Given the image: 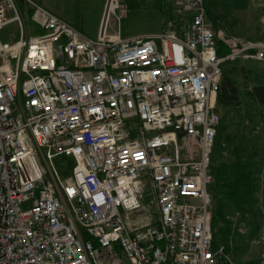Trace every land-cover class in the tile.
Returning <instances> with one entry per match:
<instances>
[{
  "label": "built area",
  "instance_id": "1",
  "mask_svg": "<svg viewBox=\"0 0 264 264\" xmlns=\"http://www.w3.org/2000/svg\"><path fill=\"white\" fill-rule=\"evenodd\" d=\"M172 1L163 32L122 39L108 32L122 0H107L91 40L23 0L30 36L0 0V264H235L213 239L217 96L226 63L264 67V42L219 56L206 0Z\"/></svg>",
  "mask_w": 264,
  "mask_h": 264
},
{
  "label": "rangeland",
  "instance_id": "2",
  "mask_svg": "<svg viewBox=\"0 0 264 264\" xmlns=\"http://www.w3.org/2000/svg\"><path fill=\"white\" fill-rule=\"evenodd\" d=\"M17 4L29 35L36 36L38 30L31 22L29 6L20 0ZM62 4L64 1H58L56 5ZM206 4L207 23L216 29L224 44L236 43L235 39L264 42V0H206ZM121 6L125 16L120 22H113L108 32L120 33L123 39L161 33L169 21L175 20L172 0H122ZM60 9L65 16L70 14L67 8L60 6ZM65 16L61 18L67 21ZM74 18L77 22L80 16L75 14ZM16 31V25H8L1 40L9 43L13 35L18 39ZM226 69L233 72L240 103L218 109L224 132L218 131L211 156L214 182L208 186V192L210 210L216 221L213 233L222 231L221 217L225 216L233 229L230 246L234 263L264 264V104L260 105L251 95L256 87L264 86V67L257 62L239 60L225 64L223 73ZM235 149L242 156L250 176L241 208L229 202L215 184L223 168L235 164ZM41 164L51 171L47 162L41 160ZM54 165L61 182L71 177L74 163L70 158L58 157ZM49 175L52 178L51 173Z\"/></svg>",
  "mask_w": 264,
  "mask_h": 264
},
{
  "label": "trees",
  "instance_id": "3",
  "mask_svg": "<svg viewBox=\"0 0 264 264\" xmlns=\"http://www.w3.org/2000/svg\"><path fill=\"white\" fill-rule=\"evenodd\" d=\"M20 1L23 2V0ZM30 13L32 14V11ZM216 42L218 55L222 57L226 56L229 53L226 44L220 40ZM232 73V71L227 69L223 73L221 87L217 96V112L218 109L235 107L240 103L239 88L236 81L232 78ZM251 95H253L260 105L264 104V86L256 87ZM218 131L219 133H223L224 128L220 126ZM234 155L235 164L230 167H224L219 174V180H215V184H217V188L220 189L229 202L241 208L249 187L250 176L242 156L236 149L234 150ZM214 219L212 218V227L216 223ZM221 222L224 223V228H222L221 232H214V246L225 245L227 251L231 253L230 239L232 236L231 232L233 231L232 224L226 220L225 216L221 217Z\"/></svg>",
  "mask_w": 264,
  "mask_h": 264
},
{
  "label": "crops",
  "instance_id": "4",
  "mask_svg": "<svg viewBox=\"0 0 264 264\" xmlns=\"http://www.w3.org/2000/svg\"><path fill=\"white\" fill-rule=\"evenodd\" d=\"M58 1H64V4L56 5L58 4ZM35 3L39 4L41 7L45 8L50 13L55 15V17L60 19H62L61 16H65V14L62 12V9H60V6L67 8L70 11V14L64 18L68 22L64 19L62 20L77 31L84 34L89 39H98L105 15L107 0H37ZM75 14L80 16V19L77 22H74ZM111 35L114 36L115 34L111 33Z\"/></svg>",
  "mask_w": 264,
  "mask_h": 264
}]
</instances>
